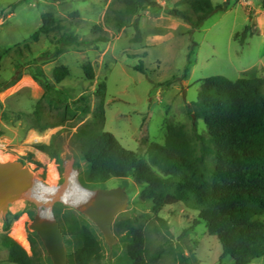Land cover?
Listing matches in <instances>:
<instances>
[{"label": "rangeland", "instance_id": "1", "mask_svg": "<svg viewBox=\"0 0 264 264\" xmlns=\"http://www.w3.org/2000/svg\"><path fill=\"white\" fill-rule=\"evenodd\" d=\"M155 4L143 8L126 26L118 31L107 15L112 10H123L120 0H0V161H13L28 170L41 185L52 189L54 217L65 224V214L76 211L66 202L77 197L81 188L79 175L86 161L74 142L77 127H56L40 133L32 126L30 116L44 96V89L33 79L31 71L41 65L49 82L56 89L69 91L72 100L83 94H95L99 83H107L106 131L112 133L126 149L135 151L147 159L151 143L165 144L167 127L182 128L190 138L196 153H200L197 135L208 138L202 119L196 117L193 103L197 101L203 81L213 76L229 80L264 78V8L262 0H211L215 7L228 3L226 10H217L199 28L184 20L168 16L172 9L189 11L192 0H152ZM18 4L14 12L9 6ZM52 12L64 29L88 43L64 46L57 40L62 32L41 36L33 35L42 26V15ZM136 17L144 34L143 43L133 42ZM196 20V17L193 16ZM94 26H100L108 42H95L98 35ZM251 26L249 37L242 44V36ZM163 34H157L162 33ZM62 52L57 54V50ZM191 51L193 61L185 77ZM143 63L145 73L135 67ZM91 64L96 78L87 80L84 66ZM66 66L70 76L57 84L53 71L57 66ZM14 76L18 80L8 88L4 84ZM170 82L168 86L166 83ZM96 98L92 99V107ZM49 121H53L49 118ZM62 148V163L37 149L49 145L53 136ZM39 164L28 160L29 155ZM212 160L208 158V164ZM103 187L126 188L129 205L120 214L119 220L140 218L150 224V251L162 246H180L189 256V264H236L230 256L220 260L222 246L218 239L208 234L205 223H196L199 212L184 204L162 209L174 240L168 243L166 230L153 220L151 204L140 199L142 188L133 177L126 181L111 179ZM54 208L56 211H54ZM6 210H0V264L8 263V249L4 236L19 243L36 264H53L42 241L36 240L33 250L32 231L29 226L32 216L39 214L38 205L28 198H14L6 202ZM149 217V218H148ZM5 219L10 227L5 230ZM118 218H116L117 220ZM264 222V215L258 216ZM186 232L185 236L183 233ZM24 235L27 245L18 236ZM112 246L104 240L102 264H117L125 257L129 242L124 234L116 236ZM35 239V238H34ZM70 259V258H69ZM68 264H71L70 260ZM157 264H179L172 255H165ZM253 264H264V258Z\"/></svg>", "mask_w": 264, "mask_h": 264}, {"label": "trees", "instance_id": "2", "mask_svg": "<svg viewBox=\"0 0 264 264\" xmlns=\"http://www.w3.org/2000/svg\"><path fill=\"white\" fill-rule=\"evenodd\" d=\"M120 4L123 10H112L107 15L118 31L143 8L155 3L152 0H120ZM17 5L9 6L7 12H14ZM228 5L224 3L215 7L211 0H192L189 11L172 9L167 14L186 21L194 29L202 26L218 9L226 10ZM262 6L264 8V0ZM133 27V42L143 43L139 17L135 18ZM251 29L247 26L242 33L235 34V39L242 36L243 44ZM58 32H62L57 40L60 45L88 44L78 35L66 31L52 12L42 15V26L32 38L37 42L41 36ZM93 33L98 35L95 42H108L100 26H94ZM61 52L59 48L57 54ZM193 54L191 51L185 77L193 63ZM1 62L0 53V71ZM135 69L146 72L143 63ZM84 73L88 81L95 80L91 64L84 66ZM30 74L44 89L43 98L30 116L32 126L40 133L56 127H77L74 142L86 161V167L79 175V183L84 189L96 191L104 188L103 185L111 179L126 181L133 177L142 188L141 201L151 204L153 220L166 230L168 243L174 240V235L167 221L160 217V212L165 207L182 203L198 211L196 223H205L208 234L218 239L222 246L220 260L230 256L236 264H253L255 260L264 258V222L257 219L264 215V78L232 81L223 76H213L205 79L198 99L193 103L196 117L204 121L209 135L207 139L197 135L200 153H196L182 128L168 126L165 144L151 143L147 159H144L137 152L126 149L112 133L106 131L105 81L98 84L93 96L83 94L72 100L69 91L56 89L48 81L41 65L34 67ZM69 76L70 71L64 65L53 71L57 84ZM18 78L14 76L1 85L8 88ZM93 97L96 98L94 108ZM2 134L0 130V136ZM37 149L62 163V148L57 135L49 145H40ZM208 158L212 160L211 165ZM28 160L39 164L32 154ZM31 217L34 219L35 216ZM119 217L120 214L113 226L114 234H124L129 242L125 257L117 264H157L167 254L174 256L179 264H189V256L181 251L179 245L150 251L149 225L154 222L149 217L148 224L137 217L125 220H119ZM9 227L10 222L5 219V230ZM61 227L71 264H102L104 238L91 221L79 212L68 211ZM32 236L35 238L31 239L34 250L35 241H40V238L35 232ZM3 240L8 249L9 264H36L34 257L14 239L5 235Z\"/></svg>", "mask_w": 264, "mask_h": 264}, {"label": "water", "instance_id": "3", "mask_svg": "<svg viewBox=\"0 0 264 264\" xmlns=\"http://www.w3.org/2000/svg\"><path fill=\"white\" fill-rule=\"evenodd\" d=\"M7 178L8 164L0 162V210H6L7 200L2 190ZM91 193L92 197L76 208L97 227L105 242L112 247L117 242L113 226L117 216L126 211L129 194L124 187L100 188ZM43 217L40 213L36 215L30 223V230L37 233L53 264H68V252L60 222L54 215L51 218Z\"/></svg>", "mask_w": 264, "mask_h": 264}, {"label": "bare ground", "instance_id": "4", "mask_svg": "<svg viewBox=\"0 0 264 264\" xmlns=\"http://www.w3.org/2000/svg\"><path fill=\"white\" fill-rule=\"evenodd\" d=\"M0 162L8 164V178L2 190L6 200L8 201L18 197L31 199L38 205L39 213L42 216H46L48 210H51L52 217L53 208L50 205L53 204L52 200L57 198V196L52 193V189L41 185L40 180L34 178L31 173L21 165H16L13 161ZM92 195L91 192L87 194V192L81 188L77 197L68 200L70 202L66 203L71 205L75 204L74 207H78L90 199ZM18 239L27 245L23 234H20Z\"/></svg>", "mask_w": 264, "mask_h": 264}, {"label": "clouds", "instance_id": "5", "mask_svg": "<svg viewBox=\"0 0 264 264\" xmlns=\"http://www.w3.org/2000/svg\"><path fill=\"white\" fill-rule=\"evenodd\" d=\"M43 218H51V210H48V214L44 216Z\"/></svg>", "mask_w": 264, "mask_h": 264}]
</instances>
